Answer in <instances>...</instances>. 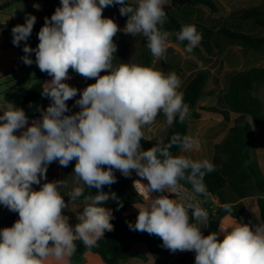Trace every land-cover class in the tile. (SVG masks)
Returning a JSON list of instances; mask_svg holds the SVG:
<instances>
[{
    "label": "clouds",
    "instance_id": "9594fccd",
    "mask_svg": "<svg viewBox=\"0 0 264 264\" xmlns=\"http://www.w3.org/2000/svg\"><path fill=\"white\" fill-rule=\"evenodd\" d=\"M164 4L165 0H60L51 17H45L37 47L25 44L23 63L31 65L27 54L34 52L39 70L52 77L42 88V96L52 103L30 125L22 108L7 103L0 109V205L19 217L11 227L0 229V264H70L77 241L88 249L97 246L106 231L114 230L113 211L103 206L109 199L118 201L114 192L103 191L116 183L114 169L125 177L133 171L139 177L133 187L143 202L134 204L138 215L135 224H128L130 230L160 237L173 253L195 252V264H264V223L251 226L233 218L228 225L220 224L219 233L203 234L210 222L202 206L209 195L204 177L215 165L171 152L174 146L182 152L195 150L194 139L176 133L168 143L158 141L147 150L141 146L144 129L160 114L165 129L190 116L179 76L156 67L172 35L164 30ZM113 5H120L121 16H127L123 32L146 39L150 65H114L113 38L121 29L103 16ZM35 22L36 17L28 15L24 24L13 27L14 45L28 40ZM176 38L186 42L183 51L191 54L202 34L188 24ZM69 69L96 81L75 101L81 110L73 115L64 114L66 101L78 92L65 83ZM54 161L61 167L75 161L71 186L68 178L47 181ZM33 185H40L39 190ZM86 188L97 194L85 195ZM65 195L72 204L83 197L74 226L64 215L69 206ZM223 210L232 215L230 204Z\"/></svg>",
    "mask_w": 264,
    "mask_h": 264
},
{
    "label": "trees",
    "instance_id": "16d2710c",
    "mask_svg": "<svg viewBox=\"0 0 264 264\" xmlns=\"http://www.w3.org/2000/svg\"><path fill=\"white\" fill-rule=\"evenodd\" d=\"M23 0H10L0 5V11L10 7L15 2ZM46 6L52 5L54 11L60 6V0H38ZM205 6L211 11L218 12V7L212 0H165L164 10L167 15V21L164 25V30L169 31L172 35L169 38V45H176L184 48L186 42H179L176 34L179 33L183 25H188L186 22L180 20L176 16V12L182 11L188 7ZM120 5L108 6L103 10V16L113 19L119 28H124L127 21V16H121L119 12ZM27 14H40L39 10L27 9ZM195 25L197 31L202 34L200 44L193 50L195 54H200L202 49L210 55H218L223 51V47L218 43L223 40L228 45H237L243 48L260 51L264 49V9L259 7L240 8L233 10L225 18L214 19H199L197 22L189 23ZM44 25L42 22L39 26H33L31 38L33 44L31 48L35 49L39 43L38 32ZM16 26L15 23L8 25H0V30L12 35V29ZM256 30V32H254ZM219 50L216 51V50ZM150 51V50H149ZM28 56L35 62V53H28ZM123 58V57H122ZM126 61V60H125ZM200 61H196L195 66H199ZM191 67V66H189ZM85 79L89 84L95 83V79H86L77 74L72 69H69V77ZM47 73L41 72L36 65L33 84L26 93L21 105L27 117L28 122H31L41 112V109L46 105L50 98L42 96V88L46 81L50 80ZM209 78V72L206 69L199 70L196 75L189 80L183 89L184 101L190 106V116L187 118L193 119H218L229 121L231 119L229 107L226 104H221L212 107H200L196 109L198 100L206 95V85ZM80 83H74V87L78 92ZM258 86H264V68H252L246 72L239 73L235 77L233 87L228 95V101L234 105H241L239 100L244 91H253ZM77 99L72 98L67 102H75ZM157 118L164 119L163 114ZM254 123L260 126V122L254 119ZM232 131L235 133L234 141L231 145L238 142V148H233V156L230 165L224 168L220 165H215V171L208 173L204 177V183L207 186L209 195L206 198V203L203 206L209 211L210 222L207 228H204L203 234L207 236L211 232H220V224L222 219L227 216L223 210L224 204L232 206V218H235L240 223H246L255 226L256 221L251 215L246 206L238 202V200L247 198V192L251 191L258 196L252 199L257 213L260 216L261 223H264V173L260 165L251 153L254 143V127L245 123L241 127H234ZM179 133L181 135H188V124L180 122L178 119L174 124L166 128L164 132L151 139L141 141V146L144 150L153 147L158 141L168 143L173 134ZM231 141H229L230 143ZM179 147L174 146L171 149L173 155H178ZM54 163V162H53ZM53 163L48 166L49 169L53 167ZM75 163V161H72ZM69 171V169H67ZM116 177V183L111 186H104L105 193L114 192L118 197L117 200L109 199L104 202L103 206L110 208L113 211L114 219L111 223L114 225L113 231H106L104 238L98 241L97 246L88 249L82 242L77 241V250L74 256H80L86 252H91L99 256L106 264H119L121 261L136 258L148 264H167L173 257V252L163 246V241L156 235H150L147 232H139L130 230L129 223L135 224L137 215H129L127 211L136 203H142L143 198L137 194L133 188L134 178L125 177L119 170H113ZM228 177H233V181L229 182ZM48 182H52L49 180ZM190 187V186H188ZM96 189H85V195L97 194ZM234 194L238 195L237 197ZM233 197H230V196ZM210 197H216L219 204L213 206ZM202 200L204 198L200 197ZM65 202L69 203L70 198L64 196ZM83 201L81 197L79 202ZM118 202L123 203V207H118ZM69 220L71 224H76L78 221L73 213H69ZM18 213H10L0 219V229L11 227L18 219ZM220 240L223 236L220 234Z\"/></svg>",
    "mask_w": 264,
    "mask_h": 264
},
{
    "label": "rangeland",
    "instance_id": "374dc122",
    "mask_svg": "<svg viewBox=\"0 0 264 264\" xmlns=\"http://www.w3.org/2000/svg\"><path fill=\"white\" fill-rule=\"evenodd\" d=\"M8 1V0H7ZM34 1V0H31ZM213 3L218 7V12L211 11L208 7L197 6L188 7L182 11L176 12V16L186 22L187 24L192 22H197L199 19H216L225 18L233 10L240 8H250L259 7L264 9V0H212ZM15 7V6H14ZM16 9V8H15ZM12 10V16L18 18V11ZM54 13V7L52 5L46 6L44 15H36V26H39L42 17L50 18ZM116 36L113 38L114 43L117 45V52L115 53L114 65H119L121 63H136L141 65H150L152 56L149 49L146 47V39L137 36L133 37L131 35L125 34L123 28H120ZM199 32V31H198ZM256 32V30H254ZM257 33V32H256ZM222 47L223 51L220 54L210 55L205 49H202L200 54H187L183 51V48L171 45L167 50L168 55L166 62L162 60L157 63L156 67L165 73L175 72L182 81V86H185L187 82L193 77L187 76L185 73H179L176 66L167 65V61L176 62L187 56L199 57L200 64L196 66L195 69L202 68L209 72V78L206 85V95L201 97L196 105V109L200 107H212L221 104H226L230 110L231 119L229 121H223L218 119H187L188 124V137L194 139L198 147L190 152L179 151V155H186L194 160L208 159L213 164L220 165L224 168L230 165L233 148H238L239 144L236 142L231 145L234 141L235 133L232 131L234 127H241L245 123H249L254 127L256 136L254 139V147L251 153L257 159L262 172L264 173V86H258L253 91H244L241 99L239 100L241 105H234L228 101V95L233 87L235 77L239 73L246 72L252 68H264V49L260 51H254L251 49L243 48L237 45H228L225 41L221 40L218 42ZM216 51L219 52L217 49ZM25 54V53H24ZM123 57V58H122ZM126 60V61H125ZM186 61H191L190 58H186ZM34 65V63H32ZM32 67V66H31ZM30 68L25 70V76L28 75ZM106 73H101L104 75ZM26 78V77H25ZM52 77L50 78V80ZM49 80V81H50ZM80 83V90L85 89L89 84L85 79H81L78 76L76 78H71L66 80L65 83L74 87V83ZM24 87L18 88L9 94L11 96V102L14 104H20L22 93ZM82 92H77L74 97L77 100L81 98ZM52 103V102H51ZM68 111L64 113L65 115H73L79 112L81 109L75 102H67ZM39 120V117L34 118ZM254 119L259 120L260 126L254 123ZM164 120V119H162ZM31 124V123H30ZM29 124V125H30ZM152 130L148 131L144 129V137H154V135H161L165 128L159 125L150 126ZM155 129V130H154ZM157 129V130H156ZM23 130H20V132ZM19 131L16 133L18 135ZM229 141H231L229 143ZM75 163H70L67 167H61L58 161H54L53 167L49 169V174L47 172V181L63 180L68 178L69 184L71 186V177L74 174ZM69 169V171H67ZM132 178L134 181L139 179L136 173L133 171ZM229 182L233 181V177H228ZM45 181L42 180L41 183ZM146 183V181H145ZM35 190H39L40 185H33ZM67 190H65L66 192ZM247 199L244 202L246 208L249 210L251 215L254 217L256 224L261 223L259 214L257 213L254 205L252 204V199L256 198L258 195L248 191ZM201 199V198H198ZM203 206V204H202ZM204 207V206H203ZM83 201L79 203L72 204L69 202L68 209L64 210V214L73 213L78 216L83 210ZM205 208V207H204ZM133 214H138V209L134 208L132 210ZM75 225V224H71ZM203 230V229H202ZM173 264H195V252H175V260Z\"/></svg>",
    "mask_w": 264,
    "mask_h": 264
},
{
    "label": "crops",
    "instance_id": "0c3cea01",
    "mask_svg": "<svg viewBox=\"0 0 264 264\" xmlns=\"http://www.w3.org/2000/svg\"><path fill=\"white\" fill-rule=\"evenodd\" d=\"M6 1L7 0H0V5H2ZM8 1H10V0H8ZM37 4L40 6L39 11L41 13L40 14H33V16L44 15V11L46 10V5L44 3H42L41 1H38V0H34V1L23 0L21 2H15L10 7L0 11V25H8L9 23H12V22L15 23L16 25L24 24L26 16L30 15V14H27V12H26L27 9L37 10V8L34 7V5H37ZM14 9L16 11H18L19 17L17 19L14 18L11 14L12 10H14ZM45 17H42L40 24L45 21ZM34 26H36V24H34ZM12 41H13L12 35L5 33L3 30H0V109H3L4 107H6L7 103H11L15 107L18 108L21 105L26 93L28 92L29 88L33 84V80H34L36 63L33 61L34 65H32V64L26 65L25 63H23V60H22V57L26 55V54H24V51H23L25 44H27V45L33 44V40L31 38V35L27 41H21L19 46L14 45ZM166 54H167V52H166ZM166 54H165V57L168 56ZM165 57L162 60L163 62H166ZM190 59H191V61H186V58H182L180 60H177L176 62L167 61V65L176 66V68L178 69L177 71L179 73H182V74L185 73L187 76L193 75V77H194L199 70L204 69V68H198V69L193 68L195 66L196 61L199 60L198 56L192 57ZM189 66H191V67H189ZM28 68H30L28 71V75L25 76L24 75L25 70H27ZM22 87H24V90L22 93L21 103L20 104L12 103L10 100L11 96L9 97V94L12 91H14L18 88H22ZM184 87L185 86H183L180 89L182 92H183ZM51 102L52 101L50 99L49 102L42 107L41 112L38 115L39 119H41V117H42V110H46L47 107L51 104ZM0 114H2V113H0ZM35 120H38V119H35ZM31 122H29V124ZM163 123H164V120L157 118L156 123L153 125H157V128H158L159 125L162 126ZM145 130H146V128H145ZM147 130L150 131L152 129L149 127V129H147ZM21 132L19 131L18 135H20ZM156 136L154 135V137H156ZM254 136H256L255 130H254ZM154 137H149L146 139H151ZM234 196L237 197L238 195L234 194ZM230 197H233V196L231 195ZM246 199L247 198L240 199V200H238V202H241L244 204ZM210 200L212 201L213 206H216L219 204V201L216 197H210ZM134 208H135L134 206L130 207L127 211V214L138 215V214L132 213V210ZM10 213H14V212L8 210L3 205H0V219L3 218L4 216L10 214ZM64 215H67V214H64ZM232 219L233 218L231 216L227 215L222 219L221 224L228 225ZM237 222H239V221L237 220ZM69 223H70V220H69ZM220 234L223 236V233H220ZM174 260H175V253L173 254L172 259H170L167 264H173ZM70 264H106V263L104 261H102V259L99 256H97L91 252H86L80 256L72 257ZM119 264H148V263H146L140 259L132 258V259L121 261Z\"/></svg>",
    "mask_w": 264,
    "mask_h": 264
},
{
    "label": "water",
    "instance_id": "95a60500",
    "mask_svg": "<svg viewBox=\"0 0 264 264\" xmlns=\"http://www.w3.org/2000/svg\"><path fill=\"white\" fill-rule=\"evenodd\" d=\"M187 121V120H186ZM186 121H184V123H186Z\"/></svg>",
    "mask_w": 264,
    "mask_h": 264
},
{
    "label": "built area",
    "instance_id": "2783aa9c",
    "mask_svg": "<svg viewBox=\"0 0 264 264\" xmlns=\"http://www.w3.org/2000/svg\"><path fill=\"white\" fill-rule=\"evenodd\" d=\"M134 188V187H133ZM135 190V189H134ZM136 191V190H135Z\"/></svg>",
    "mask_w": 264,
    "mask_h": 264
}]
</instances>
